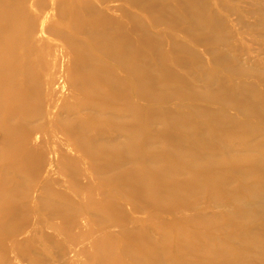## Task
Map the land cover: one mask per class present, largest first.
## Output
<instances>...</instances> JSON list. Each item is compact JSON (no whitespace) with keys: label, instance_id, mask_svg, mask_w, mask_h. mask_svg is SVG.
Returning a JSON list of instances; mask_svg holds the SVG:
<instances>
[{"label":"bare ground","instance_id":"1","mask_svg":"<svg viewBox=\"0 0 264 264\" xmlns=\"http://www.w3.org/2000/svg\"><path fill=\"white\" fill-rule=\"evenodd\" d=\"M227 33L207 0H0V264H264V56Z\"/></svg>","mask_w":264,"mask_h":264},{"label":"rangeland","instance_id":"2","mask_svg":"<svg viewBox=\"0 0 264 264\" xmlns=\"http://www.w3.org/2000/svg\"><path fill=\"white\" fill-rule=\"evenodd\" d=\"M247 1L249 0H207L208 4H211V10L226 22L227 35L230 37L229 42L232 41L230 43L233 44V47L236 45V48L233 49L239 51V54L241 53L239 55L240 57H238L239 59L241 58L240 61L242 60V64H245L244 61L249 59H259V56H264L262 51L264 46V29L260 26L251 27L248 25L255 20L257 14L249 10V2ZM120 3L121 2L115 1L110 2L108 5ZM104 5H106V3H104ZM259 6L260 5H257V8ZM236 8H238V10ZM160 30H162L161 32L163 34L168 35V37H172V30L170 28H160ZM221 46L222 45H220L221 50H224L225 47ZM205 48V46L201 47L202 50H206ZM250 56L251 58H249ZM205 59L209 60L208 53Z\"/></svg>","mask_w":264,"mask_h":264}]
</instances>
